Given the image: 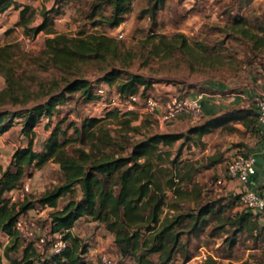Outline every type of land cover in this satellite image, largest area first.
Wrapping results in <instances>:
<instances>
[{"label":"trees","instance_id":"obj_1","mask_svg":"<svg viewBox=\"0 0 264 264\" xmlns=\"http://www.w3.org/2000/svg\"><path fill=\"white\" fill-rule=\"evenodd\" d=\"M65 1L57 0V7L43 8L42 21L36 25L37 13L30 5L0 0V13L11 7L21 9L16 25L26 36L36 37L41 32L47 35L39 57H33L16 42L0 44V75L6 83L0 89V138L20 125L29 140L14 151L7 167L0 162V232L9 238L0 264H95L86 257L89 245L73 231L82 218L103 225L114 236L120 255L134 259L137 264H187L193 257L188 249L190 235L198 236L213 223L222 230L228 225L235 226L237 232H247L256 239L263 235L264 211L244 207L240 194L236 199L243 209L236 215H225L230 203L224 198L203 201L195 175L207 165L201 167L200 160L183 159L186 147H204L205 137L219 128L232 132L240 123L259 132L256 103L214 113L187 132L156 133L142 139L131 135L140 130L132 125L130 116L134 111H124L117 104L104 117L87 116L80 125L71 121L65 127L66 118L54 123V115L74 94L78 93L87 103L96 102L103 97L100 88L83 77L62 84L57 77L44 78L34 69L28 73L23 68L26 61L28 67L38 63L44 70L63 73L78 63L106 60L110 56L119 60L122 67L130 66L120 43L105 31H80L76 36L59 32L54 22ZM164 2L157 0L154 9ZM133 3L134 0H93L87 17L93 27L115 29L126 20ZM242 33L256 48L264 47V35L247 29ZM42 59L44 62L40 63ZM99 82L116 89L117 101L130 95L140 99L151 97L147 91L153 86L144 75L119 67H113ZM44 117L48 119L46 128L50 135L43 148L37 149L36 128ZM108 119L117 123L113 125ZM207 159L210 165L222 162L214 154ZM50 162L60 166L62 182L39 197L12 200L9 194L20 189L27 177H32L31 170L42 169ZM63 198L68 200L60 206ZM189 201H194L196 207L185 209L183 204ZM38 205L52 209L44 252L33 242L26 244L15 228L17 219ZM60 238L70 244L56 253L51 250L52 242ZM229 242L233 245L235 238ZM181 253L183 263L178 261ZM154 255L158 258L154 259Z\"/></svg>","mask_w":264,"mask_h":264},{"label":"rangeland","instance_id":"obj_2","mask_svg":"<svg viewBox=\"0 0 264 264\" xmlns=\"http://www.w3.org/2000/svg\"><path fill=\"white\" fill-rule=\"evenodd\" d=\"M17 1L35 9L38 18L36 25L42 21L40 14L43 8L57 7V0ZM92 1L66 0L58 8L55 28L69 36H76L80 31H105L120 43L121 50L129 57L130 66L122 67L119 60L110 56L106 60L78 63L77 67L63 73L55 69L44 70L38 63L28 67L29 62L26 61L23 68L28 73L30 69H34L44 78L57 77L62 84L67 80L83 77L92 81L96 87L106 90L105 93H100L103 97L99 101L89 103L78 93L74 94V98L61 106V111L54 115V123L66 118V127L71 121L80 125L87 116L104 117L114 107L118 94L114 87L99 81L113 67L144 75L153 82L147 95L155 97L161 103L172 94H239L254 84L252 74L257 73L258 69L264 71V47L256 48L254 42L242 33L243 29H247L251 33L264 35V0H165L155 9L157 0H134L132 11L115 29L92 26L87 17ZM18 13V9L9 10L3 16L0 13V44L16 42L33 57H39L45 47L47 35L41 32L36 37L26 36L23 29L16 25ZM182 42L187 46H182ZM40 61L42 63L44 59ZM4 87L6 83L0 75V89ZM133 113L130 116L133 119L132 125L140 128L139 132L131 133L136 139L156 133L187 132L190 127L203 122L207 117L204 114L199 118L185 115L170 122L162 121L156 112L146 107L145 99H140ZM47 122L48 119L44 117L36 128L34 145L37 149L43 148L50 135L46 128ZM108 122L113 125L117 123L114 119H108ZM28 141L21 132L20 125L5 134L0 139L1 164L7 167L14 151L27 145ZM205 141L204 147H186L183 159L200 160L201 167L207 165L195 175V182L202 190L203 201L224 198L230 203L225 215H236L243 209L236 199V195L241 193L240 188L231 180H226L223 184H218L217 181L226 172L225 159L236 153H243L239 150L231 152L230 145L238 146L242 142L236 136L225 134L223 130H216L206 136ZM210 154L220 156L222 162L210 165L207 159ZM31 171L32 177H27L23 186L9 196L21 201L39 197L63 179L60 166L55 162ZM26 184L29 185V190L24 189ZM67 200L68 198H63L60 206L66 204ZM40 207L38 205L31 210L28 218L36 223L39 235H48L52 209L44 207L42 211ZM183 207L193 209L196 203L189 201ZM37 208L40 209L39 212L35 211ZM261 224H264V219H261ZM73 231L89 245L86 257L95 264H101L102 254L111 255L118 264H137L134 259L120 255L114 236L103 225L89 218H82ZM256 237L258 239L247 232H237L232 225L223 230L217 229L213 223L198 236L190 235L188 249L193 257L187 264H243L245 261L264 264V234ZM231 238H235L233 245L229 242ZM8 240V236L0 232V257L3 256L4 245ZM153 258L157 259L158 255ZM178 261L183 263L182 253L178 255Z\"/></svg>","mask_w":264,"mask_h":264},{"label":"built area","instance_id":"obj_3","mask_svg":"<svg viewBox=\"0 0 264 264\" xmlns=\"http://www.w3.org/2000/svg\"><path fill=\"white\" fill-rule=\"evenodd\" d=\"M105 91L103 87L99 89L100 93H105ZM204 96V93H198L194 97L172 94L164 103H161L155 97H148L145 99V104L150 111L156 112L162 121L170 122L181 115L191 116L193 118H199L203 115ZM139 102V96L130 95L118 100L114 104H117L124 111H134L139 105ZM255 103L258 110L261 136V150L259 154L264 169V95H258L255 98ZM258 161L259 157L256 153H236L226 163V172L218 179V184H223L226 180H231L247 185L251 177L258 172ZM24 189L29 190V185H24ZM11 198L12 200L16 199L14 196ZM240 202L244 207L254 212L264 211V185L259 188L242 190L240 193ZM40 208L43 211L44 207L41 206ZM35 211L39 212L40 209L37 208ZM15 228L21 233L26 244L33 242L40 251H45V245L49 238L46 235H39L36 232L37 225L34 220L28 218V215L20 216L15 223ZM69 244V240L60 238L52 242L51 250L60 253ZM101 264L118 263L108 254H102Z\"/></svg>","mask_w":264,"mask_h":264},{"label":"crops","instance_id":"obj_4","mask_svg":"<svg viewBox=\"0 0 264 264\" xmlns=\"http://www.w3.org/2000/svg\"><path fill=\"white\" fill-rule=\"evenodd\" d=\"M13 9L15 8L11 7L7 11L13 10ZM20 11L21 9H18L19 16H18L17 22L19 21V18H20ZM6 12L1 13L2 16ZM256 72L257 73L251 75V78L254 84L251 87L245 88L239 94H232V96L231 95L221 96L220 94H213V95L205 94L204 96V115L207 116L206 118H208L214 113L221 114L225 110H228L230 108L249 107L252 103H255V98L258 95H264V71L258 69V71ZM195 95L196 94L189 95V96L194 97ZM184 116L185 115H181L180 117H184ZM235 126H236V129L232 132L223 130L225 134L236 136L237 140L239 141L241 140L240 142H242L238 146H234L233 144H231L230 145L231 152H234L235 150L237 151L239 150V151L250 153V154L256 153L258 154L259 161H258V172L254 176L251 177L250 182L247 185H243L239 183L238 181H231V182L235 183L237 187L240 188L241 191L247 188L262 187L264 185V169L262 167V159L259 154L261 150L260 131L253 132L251 130H248L243 124H240V123L236 124ZM217 130L221 131L222 129L219 128ZM240 133H243V135Z\"/></svg>","mask_w":264,"mask_h":264}]
</instances>
